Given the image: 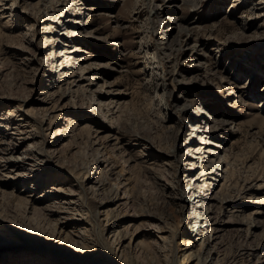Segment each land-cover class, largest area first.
Segmentation results:
<instances>
[{"label": "rangeland", "instance_id": "1", "mask_svg": "<svg viewBox=\"0 0 264 264\" xmlns=\"http://www.w3.org/2000/svg\"><path fill=\"white\" fill-rule=\"evenodd\" d=\"M13 2L0 0V116L29 112L37 147L56 157L34 195L57 183V164L81 173L82 186L84 171L95 167L98 178L110 163L107 193L82 194L83 209L120 191L122 200L111 205L115 228L90 213L91 227H69L57 241L56 216L17 201L30 183L14 187L16 172L0 173V264H196L180 246L194 242V211L207 232L223 223L213 225L216 240L205 234L208 264H264V0ZM65 45L75 76L52 84ZM201 164L205 183L192 179ZM195 184L207 204L184 207L179 197ZM159 229L169 230L165 242Z\"/></svg>", "mask_w": 264, "mask_h": 264}, {"label": "bare ground", "instance_id": "2", "mask_svg": "<svg viewBox=\"0 0 264 264\" xmlns=\"http://www.w3.org/2000/svg\"><path fill=\"white\" fill-rule=\"evenodd\" d=\"M12 1L17 2V0H12ZM12 6L14 5L12 4ZM12 6L8 7V9H11ZM5 14H7V12H5ZM60 42L63 44L64 43L67 44V43H70V39H67V38L64 39L63 37H61ZM59 50H60V53L55 54L53 56V58L58 57V60L54 61L56 64V68L52 69L53 73L50 76V82L52 84L57 83V82L61 84V82H63L65 78L71 79L72 77L75 76L73 70H70L71 71L70 73L66 72L67 69L73 68L69 63H66V60H67L68 55L74 52V50H70V48H67V45L61 47ZM89 58L90 56L84 57L80 59V61L87 60ZM79 69H81L83 73L84 72L86 74L88 73V71L83 68L79 67ZM82 78L88 79V77H85V75ZM82 78L81 77L80 79L78 78L79 81L83 80ZM75 82H70V83L73 85ZM5 102H7L6 103L7 105H9L8 101H5ZM262 102L263 103L260 106H264V100H262ZM30 119L33 120V117L31 116V114L21 109L20 110L19 109L18 110L17 109H7L0 116V173L16 172L15 176L17 177V179H13L12 177L8 176V178L17 181L14 187H17L20 182L30 183V186L28 188L30 189L29 192L31 194L29 193L21 198L18 197V200H17L18 203L24 204L26 209L29 212L32 211L33 213H37L38 211L41 210L45 212V214L48 216H51V215L56 216V219L54 221V225L56 227L55 228L56 233L55 232L54 233L56 235L57 241L62 240L61 237L64 231L69 227H71L72 229L74 228L78 234H82L85 230H87L86 227L88 225H90L91 227V224L89 223V220H88V217H90V213L94 214L95 216V219H94L95 224L99 220H101L100 219L101 216L106 215L107 218L111 219L110 222L107 223V226L110 227L109 229L115 228V226L118 225V222H120V219L118 217L111 216L112 211L116 210V208L114 209L113 206L111 205H118V203L122 200L120 196L121 191L117 194L116 197H114V194H113V195H110L108 200L103 199L100 205L98 206V208H95L89 213L84 212V209H83V207L86 204L84 205L82 194L85 196V195H88V193H93L96 196H101L107 193L108 181H107L106 173L110 172V169H109L110 163L109 165L106 166V168H104L100 172L101 175L98 178H96L95 176L93 177V175H95V172L94 173L92 172L95 169V167L94 168L92 167V169L88 168L86 171H84L82 173L84 174L83 180L84 182H87V183L86 185L82 184V186L80 185L82 182V180L80 181L79 179L80 175L78 176V174H81V173H76V170H73V169L65 170L62 168V165L57 164L55 166L56 168H58L57 169L58 172H60V174L58 175L59 177L56 181L57 183L56 184L53 183L52 186L48 190H45L41 194L36 193L37 195H34L33 191L37 189L39 190L40 188L41 183L39 184V180H41V177L45 174L44 172L48 170L47 164L50 161H53V160L56 161V157L51 155L50 152L46 150V148L37 147L38 143H36L35 141L37 138H39V134H38L37 128L35 126L33 127L32 125H30ZM43 120L44 119H42V121ZM36 122L39 123V121H36ZM71 124L74 128L76 124L78 123L75 120H72ZM88 127H89V124L87 122L84 125V130L85 129L88 130ZM100 132L102 131L98 130V133ZM97 143H98V140H97ZM40 158L44 160H41ZM196 160L202 161V157H196ZM107 161L108 160L104 158L98 159V163H100L102 166ZM203 167H205V165L201 164L202 170L200 171L198 176H195L194 178H192L193 180H197L198 182L203 181L204 183L206 182L203 176H206L207 173L203 171ZM218 169H220V171L222 170L220 166L218 167ZM210 173H212V171ZM213 174L214 176H210V178L212 177V180H216V175H218V172L213 173ZM9 184L11 183H7L6 185L9 186ZM124 186L125 185H123L122 187ZM196 186L198 185L195 184L194 186L189 187V190H186L184 194L180 195L179 199L184 203L183 205L184 207L193 205L194 208L196 207L198 208V207H202L207 204V203L206 204L204 203L205 195L201 191L197 190ZM203 186H206V184H204ZM220 186H221V190H224L228 186V176L223 177V182L220 184ZM198 202H200V204H198ZM37 204H42V207H37ZM237 207L238 206H234L231 212L232 213L238 212ZM194 212L196 215H194L193 217H190V219L193 218L195 224L194 226H192L191 231L188 234H190V237H192L194 242L195 241L197 242L198 238L199 240H201V242L200 244L198 243L199 247L195 250L193 248L194 242L193 243L190 241L184 242L182 239L180 246L181 245L185 246V249H184L185 252L182 255L191 259V262L193 263L196 260H199V262H197L196 264H202L203 260H205L204 264H208L212 256L211 254L209 255V253H211L210 250H209L210 252H207L209 248L207 247V243L204 240L205 234L209 232L210 235L214 237L215 235L211 234L214 232L213 225H223V223L220 224L221 222L219 221L210 222L209 230L207 232L205 231L204 225L201 224L203 222V219L205 221L207 217L205 218L202 212H198V211H194ZM208 218L209 219L206 220L207 222L210 220V217ZM220 230H223L222 226H220ZM167 232H169V230L159 229L157 231L158 233L157 238L160 239L162 242H165L167 238L164 234ZM118 233H120V231H117L116 235ZM216 239H217V236H215L213 239H210V240L214 241ZM125 240L126 239H122L119 242V245H120L119 251L121 250V253L124 252L123 248L126 246V244L124 243ZM191 248H193V251L189 252ZM198 251H201L202 255L199 256ZM28 261L31 262L28 264H51L54 262L52 260L51 262L50 259H35L32 257H24L22 258L21 264H27ZM218 264H220V262Z\"/></svg>", "mask_w": 264, "mask_h": 264}]
</instances>
